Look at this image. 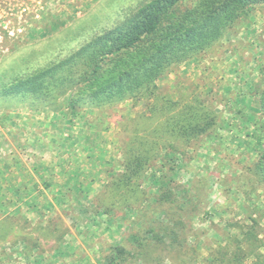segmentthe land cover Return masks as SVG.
<instances>
[{
	"label": "trees",
	"instance_id": "16d2710c",
	"mask_svg": "<svg viewBox=\"0 0 264 264\" xmlns=\"http://www.w3.org/2000/svg\"><path fill=\"white\" fill-rule=\"evenodd\" d=\"M263 4L264 0H149L86 43L78 41L79 47L64 57L31 66L0 89V97L14 98L22 104L21 108L32 110L58 112L63 108L59 100L68 97L67 111L74 116L84 110L113 108L125 100L143 104L140 113L120 124L125 137L120 163L123 171L108 177V182L95 198L96 206L108 213L136 211L132 202L140 192L139 181L148 169L154 167L161 173L152 183L158 185V193L149 209L143 212H151L154 217L163 214L168 224L162 226L160 233L153 238H148L151 229L143 231V238L134 230L129 241L135 242L139 250H126L123 245L109 247L108 264H115L118 260L125 262L126 255L147 256L150 254L147 247L153 244L151 238L156 241L154 247L163 245L168 238L167 258L178 259L179 264H184L181 257L188 245L187 233L191 232L199 213L206 214L208 182L199 179L187 189L177 183L176 168H182L184 164L180 160L192 145L202 147L203 140L216 136L224 121L212 106H207L206 101L198 97L181 107L180 101L160 91L157 82L174 66L211 51L248 7ZM254 94L257 96L256 125L264 130V84L255 85ZM215 141H220V137ZM258 141H261V148L256 158L247 161L242 155V162L246 163L240 160L237 163L241 169L235 182L241 185L239 188L244 193L251 194L264 188V137ZM167 165L172 171L170 175L162 173ZM9 171V167L4 169V172ZM10 188L7 192L10 191L11 200L5 192H1V198L11 207L21 201V194L14 193L17 196L14 198ZM144 216L145 220L150 219ZM10 217H4L6 221L0 224V242L10 236L19 240L22 235V226H15L16 221ZM137 222L143 225L146 221ZM140 225H137L139 230ZM225 228L220 233L222 242L212 243L203 264H264V238L260 237L256 221L250 224L232 221ZM55 230H49L48 225L33 228L34 232L44 231L59 241L64 232ZM36 239L38 237L32 240L26 237L24 244L36 245L40 249Z\"/></svg>",
	"mask_w": 264,
	"mask_h": 264
},
{
	"label": "rangeland",
	"instance_id": "374dc122",
	"mask_svg": "<svg viewBox=\"0 0 264 264\" xmlns=\"http://www.w3.org/2000/svg\"><path fill=\"white\" fill-rule=\"evenodd\" d=\"M148 1L50 0L49 6H46L42 10L41 18L33 22L25 38L4 40V47L8 49V52L2 55L0 59V89L3 87V84H9L19 72L27 70L31 66L44 65L52 58L59 59L64 57L71 50L79 47L78 41L83 44L86 43L90 38L105 29L111 28L126 15L133 12L139 5ZM237 66H240V68L237 69ZM230 82L237 84L240 89L239 92L242 93L240 95L242 98L244 97L245 99V96H247L246 98L249 99L250 103L253 101L256 105L257 96L254 94V87L255 85L261 86L264 84V4L248 7L245 14L241 16L218 45L212 48L211 51L202 54V56H196L194 59L174 66L170 72L158 80L157 85L161 92H167L174 100L180 101L181 107L187 102L190 103L195 97H198L206 101L207 106H212L211 108L219 117L223 116L226 118L225 115L229 112V106H225L224 103L230 92L227 87ZM188 89L189 95L180 94V91L181 93H186ZM234 93V95L237 94V92ZM187 97L189 101L185 99ZM67 101L68 98L66 100H63V98L59 100V103L63 104V110L68 109ZM242 101L247 102V100L244 101L243 99ZM250 103L247 102V105H250ZM21 105L14 98L0 97V118H2L0 128L5 131L3 139L5 141L4 146L7 147L5 153L0 152V160L2 161L7 155L11 161L18 159L19 161H26L25 163L28 164L29 151L26 150L20 153L14 151L11 146L14 145V140H22V143H24L23 139L32 140L35 136V140L37 138V142L41 146L46 144L51 145L52 140H54V145H61V141L66 137L70 139V137L75 136L81 140L71 141L70 139L69 142L64 140L67 143L68 149L72 150H68L67 154L64 152L62 154L64 157L67 155L66 158L68 160L66 159V161L69 163L81 162L82 164L86 163V166H89L87 163H92L95 169L90 168L91 176H95L93 171L97 175L101 174V184L97 187L100 191L103 185L108 182L107 177L113 174H120L123 171L120 163L122 160L121 148L125 137L121 132L120 124L135 114L140 113L143 109L141 102L125 100L109 109L80 111L79 114L74 116V120H70L69 131H63L58 134L59 131L56 130H59L62 125L53 124V129H43L41 125L42 119H37V117L43 118L42 114L38 113L40 109L21 108ZM3 114H6V118H4ZM14 117L17 120H14ZM31 119H36L37 126L32 127ZM230 120L228 121L230 124L226 125L225 123L224 126L239 128L237 120L233 121V124H231ZM16 128L19 132H17L18 130L14 132L13 129ZM215 135L210 140L215 141L219 137L218 134ZM239 138L240 141H243L240 145L233 140L225 144L224 140H222L223 137H221L220 141H215V147H210V140L204 139L202 147H198L197 145L191 146V149L188 150L184 158L182 157L180 160L184 164L182 168L180 170L178 167L176 168L177 183L187 189L191 186V183L193 184L199 179H206L208 182L206 191L208 195L205 200L206 214L204 215L203 212H200L193 221L191 232L187 233L189 236L188 245L184 247L185 253L181 257L184 264H203L208 252L212 248V243L214 244V241L222 242L220 233H222L223 227L221 228L218 220L220 216L208 215V209L214 211L216 207L220 206V201L222 200L220 192L231 195L232 199L229 200L228 206L230 209L236 208L237 204L241 208L242 202H237V189L234 187V180H236L237 174L240 173L241 169L236 161L241 155L250 153L248 149L251 146H255V144L244 140L246 138L244 137V132L239 135ZM1 142L2 137L0 138ZM228 143L230 144L229 146L227 145ZM235 145L238 148L235 149V152H232V148ZM38 149L37 156H35L38 158L37 162L40 160V157L43 159L41 161L47 162L50 153L43 149V147L39 146ZM238 150H240V153L236 152ZM252 151L254 152V150ZM168 167L167 165L162 173L172 174V171ZM98 172L100 173L98 174ZM160 174L156 168L152 167L146 171L145 176L139 181L140 192L137 196L134 195L136 197L133 198L132 202L135 203L133 205L136 211L129 209L124 214V211L114 210L108 213L106 210L104 211V209L96 206L95 198L99 196L97 195L94 198L79 201L77 202L78 204L75 203L74 205L70 204V202L61 203V201H53L52 203V201L40 200L34 205L35 208L31 210L32 212L28 214L27 210L32 208L31 204H29L30 201H18V203L10 207L6 201L5 203L3 202V198L0 195V211L2 212H0V224L3 220L6 221L4 217L11 215L12 217L10 218H14V221H16L15 226H22L21 233H33L38 239L48 242L52 236H48L44 231L34 232L33 228L36 225L43 228L46 225H50L51 222H48V220L51 217H47L48 213L45 207V203H50L51 207L49 209L58 208L61 212H71V214L65 212L67 214L65 218L70 225L75 222L76 217H81L84 225L92 227L95 224L99 226V230L95 232L94 237L98 238L99 245L91 246L94 242L92 232L89 234H82L80 232L86 238L85 240L81 238V241L84 245H89L87 250L89 254L95 255L97 253L101 264H108L106 255L109 253V247L123 245L126 250H139L136 248L135 242L129 241V236L134 230L135 232L139 231V236L143 238L145 236L143 231L151 229L152 234L148 238H153L160 233L162 226L164 227V225L168 224L163 214L154 217V214H151V212L147 214L143 212L149 209L153 197L158 193V185H153L152 183L154 182L153 179L157 178ZM103 175L108 176L105 177ZM12 177V175L9 176V182ZM8 200H11V197ZM13 201L14 199H12ZM17 206L20 207L18 209L23 210V212L25 211L24 214L23 212H21L22 214L17 212L18 209L15 208ZM90 209L95 213L94 216H92ZM144 214L150 219L145 220ZM235 217L224 216L223 218L227 221H232ZM142 219L146 222L140 225L141 222L137 221ZM211 221L212 224H210ZM137 225L142 226V228L139 230ZM30 227H32L31 230ZM26 237H21V239ZM152 238L153 244L150 243L147 247L150 254L140 258H137V254L135 255L137 257L126 255L124 257L125 262L118 260L115 264L180 263L178 259L171 260L167 258L166 247L169 245L168 238L165 239L163 245L156 247H154L156 241L152 240ZM21 245L23 247H19L18 245L16 247V241L13 236H10L5 242H0V264H29L28 258L22 256L21 252L24 255H29L35 253L39 248L36 245ZM193 247L194 249L191 251L190 249ZM76 249L64 247L61 248L60 253L54 252V255L74 256L77 255L74 252ZM53 250L50 251L53 253ZM50 251L49 254H51Z\"/></svg>",
	"mask_w": 264,
	"mask_h": 264
},
{
	"label": "crops",
	"instance_id": "0c3cea01",
	"mask_svg": "<svg viewBox=\"0 0 264 264\" xmlns=\"http://www.w3.org/2000/svg\"><path fill=\"white\" fill-rule=\"evenodd\" d=\"M237 69L240 68V66L236 67ZM205 86V84H204ZM227 87L229 88L230 92L228 93V98H226L225 106H229V112L226 113V118L223 116H220L224 123L222 126L217 130L216 134L224 140L225 144L231 140L235 141L238 145L241 144L239 135L244 132V137H246L244 140H246L248 143H254L255 146H251L250 149H248V154H243L246 157L247 161H252L256 158V154L259 152L261 148V141L257 142L258 139H261L264 137V130L258 128L256 124L258 114L255 112L254 109H256L255 103L252 101L250 103L249 99H247L245 96L242 98L240 95L242 94L239 92V87L235 82L228 83ZM236 89H235V88ZM231 88V89H230ZM237 92L236 95H234ZM239 92V93H238ZM180 94H186L189 95V89L185 93ZM233 94V96H231ZM180 97V95H179ZM68 97H63V100ZM247 100V102L250 103V105H247V102H243ZM216 101V100H215ZM68 103V102H67ZM32 110V109H31ZM39 114H42L43 118L37 117V119H42L41 125L43 126V129H53V124H60L62 125L59 130V133H62L63 131H69V122L70 120H74V115L71 114L67 109L60 110L58 112L40 109L38 111ZM6 116V115H4ZM17 117V116H16ZM16 117H14V120H17ZM236 118V119H235ZM231 119V120H230ZM32 120V119H31ZM231 121V124H233V121L237 120V123L239 125V128L237 127H231L228 128L227 126H224L229 123L228 121ZM230 124V123H229ZM253 124V125H251ZM32 127L37 126L36 119L32 120L31 122ZM47 127V128H44ZM14 132L16 129H13ZM54 131V132H56ZM4 132L2 128H0V138L2 137V142L0 143V152L5 153L6 152V146H4V139L3 135ZM19 132V130L17 131ZM27 132V131H26ZM248 134V135H247ZM19 136V134H18ZM68 136V135H67ZM18 139V137H17ZM71 141H80V138L70 137ZM69 137H66L61 141V145H54V140L51 141V145H40L37 142V138L35 140V136L32 140L29 139H23L24 143H22V140H14V145H11L14 151L16 152H25L26 150L29 151V157L26 161H19L18 159H14L11 161L10 157L7 155L3 158V160H0V175L3 173V178H0V191L5 192L6 195L9 194L7 192V188L11 189L12 195L15 193V195H20V200L24 201H30V204L32 208L28 211V214H30L34 207V205L40 201H61L63 202H70V204L74 205L75 203L79 201L87 200L88 198H94L98 195L100 192V189L98 190L97 187L100 186V180H101V174L98 172L93 173L95 174L91 176V169H95V167L92 165V163H87L89 166H86V163L81 162H72L69 163L66 161V157L62 154L63 152L67 154L68 149L67 147V141H70ZM66 140V142H64ZM251 140V141H250ZM209 143L210 147H215V142L213 140H210ZM26 144V145H25ZM230 145L229 143L227 144ZM43 147L46 151L50 153L48 161H41L43 160L40 157V160L37 162L38 158L37 156V150L38 147ZM238 148L236 145L232 148V152H235V149ZM243 149V148H242ZM240 149V150H242ZM254 150V152L252 150ZM240 150L236 151L237 153H240ZM34 154V157H33ZM59 154V156H58ZM14 158V156H12ZM8 158V159H7ZM1 159V157H0ZM68 160V159H67ZM243 160V156L241 155L238 161ZM10 161V162H9ZM12 162V163H11ZM245 162V161H243ZM242 162V163H243ZM25 163V164H24ZM246 163V162H245ZM241 164V163H240ZM6 167L10 168L9 172H4V169ZM97 169V168H96ZM21 172V174H19ZM13 176L11 181H8L9 176ZM2 176V175H1ZM107 177L108 175H103ZM108 178V177H107ZM235 181V180H234ZM241 185L237 182L234 183L235 189H237L236 197L237 202L242 204L240 205L241 208L237 207L233 210L230 209L229 206V200L232 199L230 194H223L220 192L221 201L220 206L216 207L214 211H209L208 215H219V225H221L222 232L225 231V227L232 222L233 220L235 222H238L240 224H250L253 220L258 223V229L260 231V237L264 238V188L256 190L254 193H244L242 190H240ZM243 187H241L242 189ZM0 192V195L2 194ZM17 193V194H16ZM14 196L17 197V196ZM8 197H10L8 195ZM242 197V198H241ZM12 198V197H11ZM19 198V196H18ZM45 203V202H44ZM46 204V210H47V217H51L48 222H51L49 225V230L55 231V229H58L60 232H64L62 238L58 241L55 237L52 236L50 238V241L45 242L44 240L36 239L37 242L40 244V249H38L35 253L24 255L22 252V256L28 258L29 264H101V261L99 260V255L96 253L95 255L88 253L89 245H84V243L81 241V238L85 240L86 238L82 235L83 233H91L93 234L94 242L91 246H97L100 244L98 238L95 237V232L99 230L98 225H93L92 227L88 225H84L83 221L81 220V217H76L75 222L71 225L66 220V213L68 212L71 214L70 211H64L61 212L58 208H50V203ZM227 208V209H225ZM237 210V211H235ZM20 212H23V210H19ZM25 212V211H24ZM23 212V214H24ZM90 212L92 216L95 215L94 212H92V209H90ZM78 216V215H77ZM227 216H236L232 221H227L223 217ZM100 220V219H99ZM98 223V222H97ZM100 224V223H99ZM212 224V221L210 222ZM101 225V224H100ZM32 227H30L31 230ZM92 228V229H91ZM61 229V230H60ZM213 229V228H212ZM57 230V231H58ZM80 232L82 234H80ZM29 237L31 240L35 239L36 236L33 233L26 234L25 232H22L21 237ZM49 236V235H48ZM51 236V235H50ZM21 237L19 240L16 241V247H23L21 244L24 245V239L21 240ZM21 240V241H20ZM97 240V241H95ZM27 241V240H26ZM31 243V241H29ZM90 243V242H88ZM34 244V243H33ZM49 244V245H48ZM18 245V246H17ZM25 246V245H24ZM77 248L74 252L77 253V255H67V256H59V254L54 255V252L60 253L61 248ZM97 248V247H96ZM48 249V250H47ZM53 250V253L50 250ZM43 250V251H42ZM84 250V251H82ZM49 251L51 254H49ZM99 252V250H97ZM96 251V252H97ZM79 252V254H78ZM87 253V255H85ZM36 255V256H35ZM20 263V261H19Z\"/></svg>",
	"mask_w": 264,
	"mask_h": 264
},
{
	"label": "built area",
	"instance_id": "2783aa9c",
	"mask_svg": "<svg viewBox=\"0 0 264 264\" xmlns=\"http://www.w3.org/2000/svg\"><path fill=\"white\" fill-rule=\"evenodd\" d=\"M50 0H0V57L8 52L4 40L25 38Z\"/></svg>",
	"mask_w": 264,
	"mask_h": 264
}]
</instances>
